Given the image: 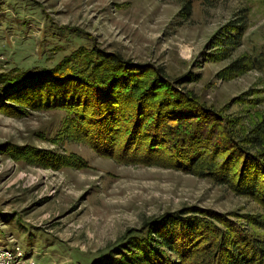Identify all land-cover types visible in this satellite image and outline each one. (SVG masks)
<instances>
[{"label": "rangeland", "instance_id": "374dc122", "mask_svg": "<svg viewBox=\"0 0 264 264\" xmlns=\"http://www.w3.org/2000/svg\"><path fill=\"white\" fill-rule=\"evenodd\" d=\"M237 25L239 43H223ZM93 45L162 66L178 88L232 119L238 135L264 121L263 72L231 66L264 45V0H0V71L52 65ZM5 108L0 264H111L141 253L130 243L115 254L165 211L196 205L237 221L264 211L210 175L98 152L66 125L61 107Z\"/></svg>", "mask_w": 264, "mask_h": 264}, {"label": "trees", "instance_id": "16d2710c", "mask_svg": "<svg viewBox=\"0 0 264 264\" xmlns=\"http://www.w3.org/2000/svg\"><path fill=\"white\" fill-rule=\"evenodd\" d=\"M236 29L235 35L226 30L223 43H239L243 29ZM231 66L236 72L256 68L264 74V45ZM174 81L162 66L83 46L52 65L0 71V105L15 111L27 105L61 107L66 125L98 152L210 175L250 195L264 210V121L251 134L238 135L232 119ZM240 217L237 221L232 213L196 205L165 211L145 223L144 238L132 235L115 252L134 245L141 253L125 252L108 262L264 264V211Z\"/></svg>", "mask_w": 264, "mask_h": 264}]
</instances>
